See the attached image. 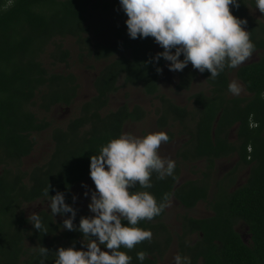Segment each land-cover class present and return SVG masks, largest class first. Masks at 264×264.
I'll use <instances>...</instances> for the list:
<instances>
[{
	"label": "trees",
	"instance_id": "16d2710c",
	"mask_svg": "<svg viewBox=\"0 0 264 264\" xmlns=\"http://www.w3.org/2000/svg\"><path fill=\"white\" fill-rule=\"evenodd\" d=\"M97 5L96 0H0V264H41L42 260L54 264L59 247H81L83 234L63 228L58 220L71 213L53 216L50 201L42 193L50 185V196L62 192L65 202L75 208L72 192L90 176L91 156L123 133L127 123L145 117L146 112L137 105L110 109L113 95L123 86L141 87L149 97L159 99L161 128L168 127L170 116L183 126L189 140L187 149L178 155L182 163L205 160L212 172L216 160L237 156L238 167H250L243 186L233 192L221 187L209 201L214 216L183 218L179 254L190 257L191 264H264V14L260 20L251 17V10L257 9L255 0H240L238 9L230 6L233 15L247 19L245 28L255 45L253 54H260L258 61L236 72L249 96H230L228 85L235 68L226 67L215 79L206 70L201 74L208 92L190 98L195 113L161 93V77L169 62L162 57L158 62L153 59L163 51L154 38H130L126 16L116 32L125 54L115 57L117 48L93 44L89 11ZM118 7L119 0L105 6ZM71 38L81 57L107 64L94 80L95 96L61 127L40 119L31 108L39 102L40 109L49 114L58 106L75 103L80 91L77 77L57 71L69 65L71 52L64 42ZM47 59L54 70L47 66ZM157 67L163 71L158 73ZM197 77V71L184 68L176 89L190 90ZM234 128L236 142L230 139ZM49 129L54 143L51 156L25 172L22 161L34 152L35 136ZM181 174V164H176L173 174L165 179L153 173L150 189L137 185L133 190L151 192L158 203L168 194L169 201L175 197L189 210L208 202L209 184L191 180L178 185ZM36 202L45 206L38 213L46 232L35 229L24 214V207ZM165 213L166 208L152 220L139 222V227L150 229L153 235L131 250L122 249L132 257L130 264H141L136 255L139 251L146 252L142 264H161L173 241ZM81 217L75 219L77 227ZM241 223L249 228L250 243L244 242L237 230ZM195 234L197 241L191 239ZM42 246L49 249L47 257L39 253Z\"/></svg>",
	"mask_w": 264,
	"mask_h": 264
},
{
	"label": "clouds",
	"instance_id": "9594fccd",
	"mask_svg": "<svg viewBox=\"0 0 264 264\" xmlns=\"http://www.w3.org/2000/svg\"><path fill=\"white\" fill-rule=\"evenodd\" d=\"M119 3L127 16L130 38H154L163 51L153 59L158 62L162 57L170 62L167 65L170 71H183L191 63L201 73L209 71L215 79L226 67L236 68L253 54L255 45L245 28L247 19L233 15L230 9V6L238 9L240 0H119ZM255 6L264 14V0H255ZM156 70L161 73L163 68ZM228 88L235 95L241 92L235 80ZM168 141L164 131L143 137L123 132L92 155L90 177L95 190L91 192L88 208L94 215L82 216L78 227L74 224L76 209L65 202L64 193L57 191L50 196V185L43 190L53 216L71 213L63 220V228L79 231L84 237L79 249L75 244L59 247L54 264H130L132 257L122 249L131 250L151 240L153 235L150 229L139 227V222L160 215L169 203L168 194L158 203L151 192L133 189L137 185L150 189L153 173L161 180L173 174L175 161L158 152L161 143ZM84 195L87 197L89 192ZM76 199L73 196V201ZM28 219L35 229L46 232L39 213L33 212ZM39 253L47 257L49 249L42 246ZM136 255L142 264L146 252L139 251ZM174 264H191V259L177 254Z\"/></svg>",
	"mask_w": 264,
	"mask_h": 264
},
{
	"label": "rangeland",
	"instance_id": "374dc122",
	"mask_svg": "<svg viewBox=\"0 0 264 264\" xmlns=\"http://www.w3.org/2000/svg\"><path fill=\"white\" fill-rule=\"evenodd\" d=\"M96 1L99 4L97 5V8L90 9L89 11V36L93 44H100L102 46H108L114 49L117 48L115 57H119L120 55L125 54L126 51L121 48L120 42L116 37V32L121 25L122 20H124L123 18L126 16V14L124 13L121 6L116 9L105 8L106 4L113 2V0ZM250 15L253 19H262V13L259 11V9H252ZM64 45L71 52L69 65L68 67L60 66L57 71L72 73L77 77L78 83L80 85V91L75 103L71 107L58 106L54 108L49 114H46L40 109L39 102L38 105L31 108L40 119H46L47 121L61 127H65L72 119L77 117L79 115L81 105L95 96L96 91L94 88V80L102 68L107 64V61H101L99 63V61L97 62L92 58H87L85 56L81 57V51L77 47L76 41L72 38L65 40ZM259 58L260 54L255 53L240 66L236 67L233 72H231L230 82L235 80L241 86L240 94L235 95L230 93L231 97L249 96L244 84L238 79L236 72L241 66L256 62L259 60ZM46 61L50 70H54L51 65V60L47 59ZM167 65L163 71L160 81L161 93L168 99H171L176 105L186 107L190 111H193L194 105L191 103V96L201 91L208 92L209 90V86L205 78L198 69L193 68L191 63H189L185 68L188 67L194 71H197L198 77L190 90L181 92L176 89V87L180 82V74L182 71H170ZM120 85L123 86L122 81ZM125 104H128L131 107L135 105L140 106L146 112V115L140 122L127 123L124 132H130L138 137H143L152 132H166L169 138L172 140L169 139V141L166 143L162 142L158 152L162 157L171 158L176 163L177 152L186 142L188 136L187 134L182 133V126L177 122L174 123L172 117L169 118L173 122L171 129H163L160 127L159 113L161 112L160 110L162 104L160 103L159 99L155 97H149L141 87L123 86L118 91V93L113 95L110 109L116 110L118 107ZM193 112L195 113V111ZM189 123L192 125L191 121H189ZM51 135L52 130L49 129L35 136L37 145L34 152L22 161V169L25 172L32 170L35 166L44 164L51 156L54 148ZM230 139L232 142H236V128L231 131ZM238 160L239 159L237 156L218 160L216 162L215 169L212 172L208 170L205 161L197 163H184L182 165V174L179 184H184L185 182L191 180L206 182L207 178H209L208 184L211 187V197L213 196V193L216 192L218 185L221 184H226V189L229 192H233L247 182L250 174L249 166L240 165L236 172V176L231 177V172L237 167ZM231 179L233 180L230 181ZM82 185H86L87 187L85 188ZM94 190L95 184L90 176L73 189L72 195L77 197V199L74 201V206L77 212L76 218L81 215H94L88 208V204L91 202V192ZM85 191L89 192L87 197L84 195ZM44 208V205H42L40 202H36L26 205L23 210L25 216L28 218L33 212L38 213ZM212 215L213 213L209 208L208 203L202 202L194 210H186L175 200V198L172 199L168 204L164 222L168 225L173 241L168 253L162 260V264H174V257L179 254L178 237L182 234L183 217L187 216L202 219ZM65 218H58V220L63 222ZM237 230L242 235L245 242L248 243L250 237L248 226L245 223H241L238 225ZM196 238L195 236L192 237L193 240ZM102 250L106 249L102 247Z\"/></svg>",
	"mask_w": 264,
	"mask_h": 264
},
{
	"label": "flooded vegetation",
	"instance_id": "af4514ba",
	"mask_svg": "<svg viewBox=\"0 0 264 264\" xmlns=\"http://www.w3.org/2000/svg\"><path fill=\"white\" fill-rule=\"evenodd\" d=\"M179 106V105H178ZM182 107V106H181ZM170 117H172V116H170ZM169 117V118H170ZM173 120V119H172ZM173 122L169 119V123H168V127H166L167 129L168 128H170L171 129V126H173V124H172ZM179 125H181L180 123H178ZM182 126V125H181ZM166 128H163V129H166ZM184 132V128H183V126H182V133ZM185 134V133H184ZM188 136V135H187ZM170 140H172L171 138H169ZM188 140H189V136H188V139L186 140V142L181 146V148L178 150V152H177V162L175 163V165L176 164H181V170H182V165L184 164V163H182L181 161V159L179 158V154L185 149H187V146H186V148H185V145H187L186 143L188 142ZM233 157H235V156H233ZM224 158H230V157H224ZM224 158H221V159H224ZM221 159H219V160H221ZM239 159V158H238ZM201 161H205V160H200V161H194V162H192V163H197V162H201ZM218 160H216V162H217ZM239 161V160H238ZM216 162H215V165H216ZM206 165H207V163H206ZM237 167H238V164H237ZM236 167V168H237ZM208 168V167H207ZM236 168H234V170L236 169ZM215 169V168H214ZM233 170V171H234ZM238 170V169H237ZM237 170L233 173V171L231 172V177H233V176H236V172H237ZM181 179V178H180ZM208 179L209 178H207V183H208ZM233 179H231L230 181H232ZM180 181V180H179ZM197 181V180H196ZM188 182V181H187ZM201 182H205V181H201ZM186 183V182H185ZM178 185H182V184H179V182H178ZM227 185L226 184H221V185H218V187L216 188V192H214L213 193V196L211 197V187L209 186V198H208V202L206 201H202V202H205V203H208V205H209V208L211 209V207H210V204H209V201H212L213 200V198L215 197V195L220 191V188L222 187V189H224V190H227L226 187ZM175 197H172L171 198V200L172 199H174ZM171 200L169 201V203L171 202ZM175 200L183 207V208H185L176 198H175ZM202 202H200V203H202ZM168 203V204H169ZM199 203V204H200ZM198 204V205H199ZM197 205V206H198ZM196 206V207H197ZM168 207V206H167ZM167 207H166V212H167ZM195 207V208H196ZM194 208V209H195ZM186 210H189V209H187V208H185ZM194 209H191V210H194ZM211 211H212V213H213V215L212 216H214V212H213V210L211 209ZM165 216H166V213H165ZM212 216H210V217H212ZM186 217V216H185ZM210 217H207V218H210ZM165 218V217H164ZM184 218V217H183ZM183 218H182V221H183ZM193 218V217H192ZM207 218H202V219H207ZM197 219V218H196ZM182 227H183V223H182ZM238 227V226H237ZM249 229V228H248ZM239 232V231H238ZM181 235H183V234H181ZM250 235V237H249V241H248V243H250L251 242V234H249ZM193 236H195V238H196V234L195 235H193ZM192 236V237H193ZM242 236V235H241ZM192 237H191V239H192ZM243 238V237H242ZM178 240H179V237H178ZM193 240V239H192ZM244 240V239H243ZM193 241H197V238L196 239H194ZM244 242H245V240H244ZM179 243H180V241H179ZM247 243V242H246ZM111 251V250H110ZM168 253V252H167ZM165 258V257H164ZM163 258V259H164ZM163 259H161V261H160V263L162 264V260Z\"/></svg>",
	"mask_w": 264,
	"mask_h": 264
}]
</instances>
